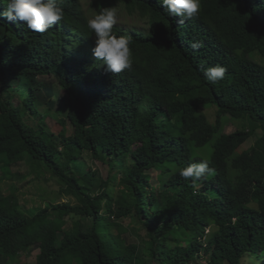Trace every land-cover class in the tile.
Here are the masks:
<instances>
[{
    "label": "trees",
    "instance_id": "16d2710c",
    "mask_svg": "<svg viewBox=\"0 0 264 264\" xmlns=\"http://www.w3.org/2000/svg\"><path fill=\"white\" fill-rule=\"evenodd\" d=\"M116 4L149 29L114 27L131 37L133 63L111 74L86 22ZM60 6L64 19L45 33L0 18V169L29 162L31 177L77 203L0 195V264H264V211L251 207L264 208V164L259 177L246 167L264 161V0H201L183 22L159 0ZM216 65L227 72L212 85L203 72ZM233 121L244 125L227 133ZM84 156L107 167L105 179L77 173ZM201 159L214 175L193 188L178 169ZM126 219L141 244L111 225Z\"/></svg>",
    "mask_w": 264,
    "mask_h": 264
},
{
    "label": "clouds",
    "instance_id": "9594fccd",
    "mask_svg": "<svg viewBox=\"0 0 264 264\" xmlns=\"http://www.w3.org/2000/svg\"><path fill=\"white\" fill-rule=\"evenodd\" d=\"M63 0H0L4 11L0 18L9 22L22 21L29 31L45 33L64 19V9L60 6ZM160 5L169 17H180L181 22L196 18L201 10V0H159ZM118 12L116 7H100L86 22L87 29L95 35L93 57L102 62L107 73L119 74L132 67L131 37L115 35ZM227 69L216 65L207 67L203 76L208 83L215 85L224 79ZM195 159V157H194ZM210 161L201 159L186 167L178 169L179 176L190 182L193 188L199 187L198 181L214 175Z\"/></svg>",
    "mask_w": 264,
    "mask_h": 264
},
{
    "label": "rangeland",
    "instance_id": "374dc122",
    "mask_svg": "<svg viewBox=\"0 0 264 264\" xmlns=\"http://www.w3.org/2000/svg\"><path fill=\"white\" fill-rule=\"evenodd\" d=\"M83 6L85 10H88L86 2H83ZM118 18L117 24L115 26L122 28L125 31L129 30H138L146 32L149 29V24L147 19L144 16L139 15L137 12H129L127 9L124 8L121 4L115 5ZM90 14V13H89ZM208 115L209 119H213L214 110L213 109H205L204 110ZM61 124H55L51 127V131L57 132L60 130ZM244 125V122L233 121L231 125L226 128V132L230 133L235 131L237 128H240ZM131 144H134V141H130ZM1 161H4L1 159ZM263 157L260 153H258L253 161L247 164V169L249 174L254 177H259L262 173L263 169ZM92 169L93 171H98L103 179L107 176V167L102 165L100 162L92 160L88 156H84V159L75 166V170L78 174H83L84 171ZM29 162H24L21 166L16 168H11L10 172L4 173L3 170L0 169V195H7L14 193L19 198V200H28V206H38L43 205L44 202H40V199L37 197V194H44V198L46 200H51L53 203L55 202H63V203H70L75 204L77 200L73 196H66L65 194H59L60 186L59 184L53 180L48 179L47 181H42L36 178L31 177L28 173L30 172ZM40 184L45 190V192L37 191L36 184ZM110 188L114 197L120 196L121 187L116 180L115 184H111ZM240 184H236V195L239 196L240 193ZM30 200H35L32 202ZM103 201L101 202V204ZM251 207L256 208L259 211H264V208L255 204H251ZM122 225L123 228L126 229V232L123 233V236L127 237V243H136L141 244L144 233L133 223L132 220L126 219L123 221H115L112 220L111 225ZM23 260H29V256L22 257ZM148 260L147 257H145ZM204 264V261L201 262Z\"/></svg>",
    "mask_w": 264,
    "mask_h": 264
}]
</instances>
